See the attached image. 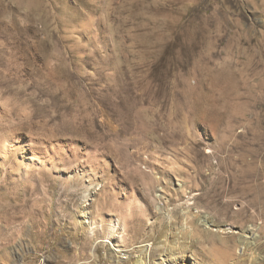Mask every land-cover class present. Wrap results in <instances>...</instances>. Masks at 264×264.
<instances>
[{
	"label": "rangeland",
	"instance_id": "obj_1",
	"mask_svg": "<svg viewBox=\"0 0 264 264\" xmlns=\"http://www.w3.org/2000/svg\"><path fill=\"white\" fill-rule=\"evenodd\" d=\"M146 252L264 264V0H0V264Z\"/></svg>",
	"mask_w": 264,
	"mask_h": 264
},
{
	"label": "bare ground",
	"instance_id": "obj_2",
	"mask_svg": "<svg viewBox=\"0 0 264 264\" xmlns=\"http://www.w3.org/2000/svg\"><path fill=\"white\" fill-rule=\"evenodd\" d=\"M208 199L210 200V201H213L214 200V198H213V195H209L208 196ZM257 202V201H256ZM138 207H141L140 206V204H139V206ZM138 210V209H137ZM199 215L197 214V219H198V221L195 223L194 221L192 222V225H193V227H199V226H204V228H208L209 229V227H211V229L210 230H212V231H225L226 230V228L222 225V224H218V223H216L210 216H208V215H203V216H201V217H198ZM191 221H192V219H191ZM200 223V224H199ZM186 229H189V227H187L186 226ZM199 231H200V233H206V231H203L202 229H200L199 228ZM114 232V231H113ZM207 233H209V232H207ZM206 233V234H207ZM250 233V231H249V229H247L246 228V230H244L240 235H239V239H238V241H239V243H243V245L244 244H247L248 242H249V240H250V242H252V240H251V236H248V234ZM109 235H107V237L108 238H112L111 236V234H112V232L110 231L109 233H108ZM114 235V234H113ZM252 235V234H251ZM255 237V236H254ZM142 250V249H141ZM144 250V249H143ZM226 252V251H225ZM115 253V252H114ZM223 253V252H222ZM228 253V252H227ZM223 255H225L224 253H223ZM227 255V254H226ZM136 257V256H135ZM138 257V259L139 260H137V264H145V262H146V259L148 258L147 257V252L146 253H144L142 256L141 255H139V256H137ZM123 258V257H122ZM161 262H167V263H165V264H168V262H170V260H171V257L169 258V255H164V257L163 258H161ZM149 261V260H148ZM160 262V263H161ZM148 263V262H147ZM134 264H135V262H134ZM234 264V263H233Z\"/></svg>",
	"mask_w": 264,
	"mask_h": 264
}]
</instances>
